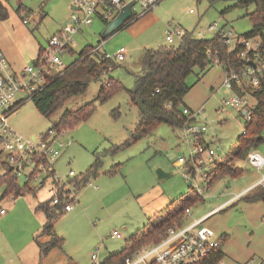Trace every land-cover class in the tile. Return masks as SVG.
<instances>
[{"label":"rangeland","instance_id":"1","mask_svg":"<svg viewBox=\"0 0 264 264\" xmlns=\"http://www.w3.org/2000/svg\"><path fill=\"white\" fill-rule=\"evenodd\" d=\"M21 2L34 10L36 16L35 20L26 18L29 22L24 26L31 29L33 34L22 37L19 45L23 48V44H34L37 36L41 47L46 49L49 37L69 22L71 2ZM234 2L160 0L152 9L136 16L135 21L127 27L112 32L103 40V46L99 48L102 53L105 51L111 55L120 46L127 50L125 59L117 62L110 72V75L122 82L124 89L116 91L103 102L96 101V107L87 119L64 129L65 134L59 137V141L70 139L71 143L61 148L60 154L53 161L58 177L68 181L79 177L98 160L96 173L87 176V181L93 185L87 182L82 184L77 190L78 201L72 202L73 211L63 212L55 220L54 231L62 240L60 248L52 247L47 254H41L39 246L47 242L49 236L42 232L45 215L34 207L35 202L50 200L58 188L66 190L72 182L68 181L66 186L54 182L51 177L45 178L42 185L30 181L28 187L31 190L17 197L12 194L1 196L5 188V184H1L0 208L4 207L7 211L0 219V264H92V252L98 250L99 260L117 253L125 247L127 238L148 224L150 217L169 202L179 199L188 190V186L194 184L183 178V165L174 163L177 157L186 156L189 152L182 128L162 122L146 136L124 144L139 120L138 109L130 102L127 90L134 86V75L141 69L143 48L168 45L164 32L167 29L177 27L183 31H192L197 37L209 38L217 31H208L207 26L216 22L218 28L230 29L236 37L249 31L251 21L246 12L253 10V5L246 9L230 7L221 14L225 8L233 6ZM139 11V7L135 6V12ZM104 25V21L96 17L92 24L83 25L73 35L71 52L65 50L60 54L62 66L76 59L79 50L85 45L95 46L101 41L99 33ZM180 39L174 38L171 45L177 46ZM258 39H250V45L253 46ZM199 74L200 68L195 66L186 77L191 88L183 96L180 106L193 111L201 107V114L196 115L195 121L206 124L205 139L208 145L214 148L216 157L229 155L235 149L234 144L243 130L245 119L233 108L228 107L222 113L216 111L220 99L227 92L223 83L226 73L221 64H214L205 74ZM240 79L246 89L248 79ZM88 83L84 92L68 99L62 108L48 118L37 111L32 100H24L8 115L9 125L24 138L39 135L58 121L65 108L74 110L95 99L98 80L90 79ZM249 98L252 103L255 101ZM262 134L260 145L252 150L264 156V130ZM232 161L233 165L241 168L236 175H221L208 186L199 177L203 200L190 205L191 213L184 217V223L198 219L219 203L227 202V199L229 201L234 194L258 181L264 173V165L262 170H258L246 159L234 157ZM158 168L170 172L169 175L157 179ZM70 169L75 176L67 175ZM17 182L23 187L22 178L19 177ZM201 225L210 228L214 237L220 238L225 231L228 234V239L222 245L224 254L216 264H245L250 258L257 264L264 260V202L239 198L215 210ZM114 229L119 230L122 236L111 237L110 233Z\"/></svg>","mask_w":264,"mask_h":264},{"label":"trees","instance_id":"2","mask_svg":"<svg viewBox=\"0 0 264 264\" xmlns=\"http://www.w3.org/2000/svg\"><path fill=\"white\" fill-rule=\"evenodd\" d=\"M250 5H253L254 8L246 12V15L251 21V28L237 38L260 39L261 44L256 51L258 53L257 60L259 61L262 58L264 59V0H235L233 6L225 8L221 11V14L230 7L246 9ZM135 15L136 12L134 11L130 18L118 29L127 25L135 18ZM0 17H3L1 11ZM103 21L107 23V20ZM107 37L102 38V40ZM65 47L68 48L69 46ZM92 47L89 45L82 47L76 59L64 66L63 72L59 74L46 72L45 86L31 96L30 100L33 101L37 111L48 118L62 108L68 99L84 92L90 79L98 80L99 86L95 99L81 104L80 107L74 110L65 108L60 113L58 121L52 124L58 129L72 127L81 120L87 119L94 111L96 101L103 102L116 91L124 89L122 82L115 76L110 75L112 68L118 63L113 59L104 57L102 52L92 53L90 50ZM143 49L140 58L141 69L134 75V86L127 90L130 102L138 109L139 120L132 130L130 138L125 140L124 144H130L133 140L146 136L162 122L175 128H181L187 121L191 120L182 113L180 105L183 96L191 88L185 79L195 66L200 68L199 75L205 74L214 64H221L225 69V73L230 71L239 73L247 65H251L247 62V58L253 59L252 52L241 54L242 50L245 49L243 42H237L234 48H230L218 32H215L209 38H202L195 36L192 31L185 30V34L181 37L177 46L168 43V45H160L156 48L144 47ZM258 61L253 62L259 67L260 63ZM257 75L260 79L258 87L250 88L247 86L246 89L243 88L255 100L251 109V118L246 120L244 124L245 132L237 136L234 144L235 149L231 154L214 158L215 165L209 173L207 186L213 184L221 175L238 174L241 168L238 165H233L232 159L234 157L246 159L247 152L253 147L259 146L263 139L264 67L260 68ZM234 87L238 93L244 92L239 87ZM200 140L203 141V136L200 137ZM97 169L98 160L93 162L85 172H82L74 180L76 187L86 183L88 174H95ZM1 184H5L1 196L12 194L13 197H17V195L31 190L28 183H24L22 187L10 175L9 168L6 169L5 175L0 177V186ZM56 193L62 199L61 203L54 204L50 198V200L39 202L36 205V209L41 210L45 215V221L41 228L42 232L49 236V240L39 246L41 254H47L52 247L60 248L62 240L54 231L53 224L63 213V205L67 201H74V198L68 194L67 189L64 191L58 188ZM240 198H245L246 201L264 202V188L248 191ZM201 200H203V195L192 185L188 186V190L179 199L171 201L165 208L157 211L149 218L146 226H143L125 240L123 249L107 256L102 263L124 264V258L133 253L135 249L159 240L166 235L169 227L181 226L185 217L184 209H190V205ZM227 239L228 234L222 233L218 238L219 245L195 264H216L224 254L222 245Z\"/></svg>","mask_w":264,"mask_h":264},{"label":"built area","instance_id":"3","mask_svg":"<svg viewBox=\"0 0 264 264\" xmlns=\"http://www.w3.org/2000/svg\"><path fill=\"white\" fill-rule=\"evenodd\" d=\"M74 9L70 13V21L63 25L61 30L52 34L48 39V46L42 49L38 57L30 64H27L19 71H13L9 68L5 54L0 49V165L3 171L0 172V177L5 175L6 169L9 168V173L16 180L20 177L23 183L34 181L38 185H42L45 178H52L55 182L61 180L55 172L53 161L56 160L60 154L61 148L71 143L70 139L59 141V137L64 135V129H58L54 126L39 135H32L31 138H24L22 135L14 131L8 123V115L23 103L26 99H31V96L39 92L45 86L46 72L51 74H59L63 72L64 66L60 59V54L65 49V46L71 45L73 42V35L77 33L83 25H90L94 17H100L107 22L116 14V12L126 5L130 0H69ZM160 0H134L132 6L133 12L135 6L139 7V13L135 16H140L144 12L152 9ZM191 12V10H189ZM27 23V19L23 20ZM209 31H217L225 43L230 48L235 47V43L243 42L245 49L241 54L252 52V61H258L256 52L260 43V39L256 40L254 45L251 46L248 39L237 38L232 30H223L217 27V23H209L207 26ZM165 32V40L167 43H172L174 38L182 37L185 31L181 28L167 29ZM236 39V40H235ZM103 46V40L99 41L90 50L92 53L100 52L99 48ZM126 49L122 46L118 47L111 55L103 51L104 57L113 59L116 62L125 59ZM250 59V58H247ZM259 67L247 65L243 71L237 73L234 71L226 72V78L223 82L227 89L226 95L223 96L216 107L219 113L225 112L228 107L235 109L246 120L251 118V109L254 106L249 97H252L248 92H245L241 85V79L245 77L248 79V86L256 88L259 85L260 79L258 73L260 68L264 67V59L258 61ZM244 90L243 93H238L235 87ZM20 95L19 97H17ZM253 98V97H252ZM202 108H196L195 111L184 106L181 111L191 119L187 121L183 127L184 136L189 147L188 154L180 155L176 163L183 165V178L186 181H192L196 190L201 192L198 180L199 177L204 179L205 184H208L209 173L213 170L215 165L214 158L215 150L208 145L205 140V133L207 131L206 124H198L195 121L196 115L201 114ZM241 133L245 132V128ZM203 136V141L200 137ZM205 155V158L203 157ZM246 161L258 170H262L264 165V156L259 153L249 150L246 154ZM74 171L69 170V175H73ZM262 177L255 183L250 184L245 189L234 194L230 198L237 199L245 195L246 192L256 188H264V173ZM87 181V180H86ZM92 184L91 181H87ZM204 184H202V188ZM57 191V190H56ZM65 191V190H64ZM68 194L75 200V190H68ZM52 203L59 204L62 199L59 198L55 192L52 196ZM229 200V201H230ZM229 201L222 205L215 206L205 215L193 220L189 223H182L181 226L169 227L165 236L159 240L150 243V245L142 246L133 251L130 255L124 258V264H195L210 252H212L218 245V238L214 237V232L201 223L209 217L215 210L220 209L221 206L227 204ZM72 208V202H66L63 205V211ZM4 207L0 208V219L6 213ZM185 216L191 213L189 208H185ZM111 237H121L119 230H113L110 233ZM105 242V241H104ZM104 258L99 260L98 250L90 255L92 264H103ZM254 259L250 258L245 264H254ZM257 264H264V260H260Z\"/></svg>","mask_w":264,"mask_h":264},{"label":"crops","instance_id":"4","mask_svg":"<svg viewBox=\"0 0 264 264\" xmlns=\"http://www.w3.org/2000/svg\"><path fill=\"white\" fill-rule=\"evenodd\" d=\"M0 5H1L0 11H1V14H3V17H0V49L5 54L10 69H12L13 71H19V70H21V68L23 66L30 64V62H33L38 57V55L40 53L39 51L41 49H43L41 47L40 41H38V37L35 35H34L35 36L34 40H36V43H34V44L29 43V46H27V44H23L22 45L23 48L21 47V45H19V42H22L20 40L22 37L29 36V33L33 34L31 29H28L27 27L24 26V24H27L29 22V20L27 19V21H28L27 23H24L23 20L26 18H29V17H31L33 20H35L36 13H34L35 11L30 9L29 7L28 8L25 7V5L21 2V0H0ZM72 9H74V8L70 9V13H71ZM69 16H70V14H69ZM69 16H68V18H69ZM137 17L135 16L134 19H136ZM96 18L101 19L100 17H96ZM134 19H132L129 23H127V25H129ZM69 21H70V18H69ZM127 25H125L124 27H127ZM61 28H62V26H61ZM61 28L56 30V33L59 32L61 30ZM29 38H31V37H29ZM65 50H68L71 52V50H72L71 45H69L68 48L65 47L64 51ZM126 53H127V50H126ZM210 142H212V141H210ZM174 163L178 165V163H176V161ZM67 175L69 176V171H68ZM71 176H75V173ZM77 178L78 177H76L74 179H69L68 181L72 182V184H70V186H68L66 188L67 190H70V189L75 190V193H76L75 200L78 199L77 198V190L82 186V185H80V186L76 187L74 180H76ZM68 181H65L66 186L69 183ZM83 184H85V183H83ZM89 185H93V184H89ZM237 199H239V198H237ZM237 199H232L228 203H230L231 201H235ZM227 201H228V199H227ZM225 202H226V200L219 203L216 206L222 205ZM37 204H38V202H35V205H34L35 208H36ZM67 211L72 212L73 208H71ZM67 211H63V212H67ZM209 211L210 210H208L206 213H208ZM222 233H226V231L222 232ZM73 264H75V263L73 262Z\"/></svg>","mask_w":264,"mask_h":264},{"label":"water","instance_id":"5","mask_svg":"<svg viewBox=\"0 0 264 264\" xmlns=\"http://www.w3.org/2000/svg\"><path fill=\"white\" fill-rule=\"evenodd\" d=\"M134 4V0H130L126 3V5H124L123 7H121L116 14L104 25V27L102 28V30L100 31V36L101 38H105L108 35H110L112 32H114L115 30H117L119 27L122 26V24H124L132 15L133 13V6ZM74 8V6L70 5V9ZM247 62L249 64H251L253 67H255V63L248 59ZM261 137V136H259ZM170 172H165L162 171L161 169H157L156 170V174H157V179L161 180V178H163L164 176L169 175Z\"/></svg>","mask_w":264,"mask_h":264}]
</instances>
